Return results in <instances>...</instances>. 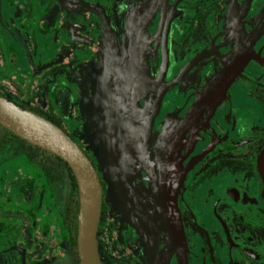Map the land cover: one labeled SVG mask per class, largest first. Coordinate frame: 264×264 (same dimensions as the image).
Segmentation results:
<instances>
[{"label":"flooded vegetation","instance_id":"flooded-vegetation-1","mask_svg":"<svg viewBox=\"0 0 264 264\" xmlns=\"http://www.w3.org/2000/svg\"><path fill=\"white\" fill-rule=\"evenodd\" d=\"M0 94L96 166L104 264H264V0H0ZM80 203L0 122V264H82Z\"/></svg>","mask_w":264,"mask_h":264},{"label":"water","instance_id":"water-1","mask_svg":"<svg viewBox=\"0 0 264 264\" xmlns=\"http://www.w3.org/2000/svg\"><path fill=\"white\" fill-rule=\"evenodd\" d=\"M0 122L17 134L55 152L66 159L77 176L80 192L78 248L82 264H104L98 242V228L103 206V185L98 170L83 148L57 122L0 94ZM109 194H116L111 174ZM158 217L166 221L169 242L175 244L183 238V228L172 212ZM173 211L174 206L171 207ZM162 210V211H161Z\"/></svg>","mask_w":264,"mask_h":264}]
</instances>
